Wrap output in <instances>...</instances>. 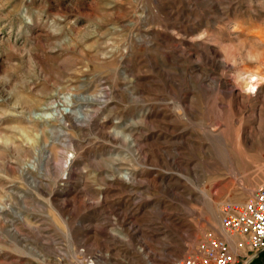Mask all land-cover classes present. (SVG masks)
Returning a JSON list of instances; mask_svg holds the SVG:
<instances>
[{
    "label": "rangeland",
    "instance_id": "rangeland-1",
    "mask_svg": "<svg viewBox=\"0 0 264 264\" xmlns=\"http://www.w3.org/2000/svg\"><path fill=\"white\" fill-rule=\"evenodd\" d=\"M262 183L264 0H0V264H173Z\"/></svg>",
    "mask_w": 264,
    "mask_h": 264
},
{
    "label": "built area",
    "instance_id": "built-area-1",
    "mask_svg": "<svg viewBox=\"0 0 264 264\" xmlns=\"http://www.w3.org/2000/svg\"><path fill=\"white\" fill-rule=\"evenodd\" d=\"M222 226L237 237L236 246L245 250L235 253L225 238H210L197 253L176 259L173 264H247L264 249V183L254 197L240 202H227L223 209Z\"/></svg>",
    "mask_w": 264,
    "mask_h": 264
},
{
    "label": "bare ground",
    "instance_id": "bare-ground-1",
    "mask_svg": "<svg viewBox=\"0 0 264 264\" xmlns=\"http://www.w3.org/2000/svg\"><path fill=\"white\" fill-rule=\"evenodd\" d=\"M248 73H250V76H249V81H248V89H250V90H255V89H258L259 88V86H260V80L263 78V74H262V72L261 71H250V72H248ZM263 80V79H262ZM64 100L67 102V106H62V107H58V103H56V102H54V101H51V102H49V108H51V110L50 111H43V112H41V114L43 115V116H46V117H58V118H65L66 117V114H74L76 111H77V109H72V102L70 101V100H68V96H65L64 97ZM60 103V102H59ZM73 107H75V106H73ZM77 117L78 118H83L84 119V117H85V114L83 113V111H81V110H79V111H77ZM133 142V141H132ZM126 178L127 179H130L131 177H129V175H127L126 176ZM214 206V205H213ZM211 210H213L212 208H211ZM214 212H216L215 211V209H214ZM217 230L219 231V232H221V234L223 235V236H225V238H227L228 236H230L226 231H225V229L223 228V226L222 225H220L218 228H217ZM233 237H235V236H233ZM236 238V242H237V237H235ZM236 246V245H235ZM233 248V247H232ZM236 248H238L237 246H236ZM233 250H234V248H233ZM235 251V250H234ZM236 252V251H235ZM92 264V263H91Z\"/></svg>",
    "mask_w": 264,
    "mask_h": 264
},
{
    "label": "crops",
    "instance_id": "crops-1",
    "mask_svg": "<svg viewBox=\"0 0 264 264\" xmlns=\"http://www.w3.org/2000/svg\"><path fill=\"white\" fill-rule=\"evenodd\" d=\"M264 249L259 251L257 255L247 264H264ZM241 252L237 253L239 255Z\"/></svg>",
    "mask_w": 264,
    "mask_h": 264
}]
</instances>
